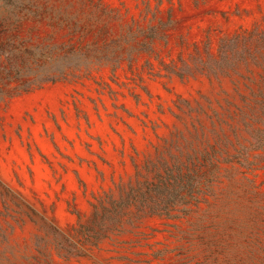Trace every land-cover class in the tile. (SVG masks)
<instances>
[{"label": "rangeland", "instance_id": "obj_1", "mask_svg": "<svg viewBox=\"0 0 264 264\" xmlns=\"http://www.w3.org/2000/svg\"><path fill=\"white\" fill-rule=\"evenodd\" d=\"M0 264H264V0H0Z\"/></svg>", "mask_w": 264, "mask_h": 264}, {"label": "trees", "instance_id": "obj_2", "mask_svg": "<svg viewBox=\"0 0 264 264\" xmlns=\"http://www.w3.org/2000/svg\"><path fill=\"white\" fill-rule=\"evenodd\" d=\"M25 62L23 60H20V66H24Z\"/></svg>", "mask_w": 264, "mask_h": 264}]
</instances>
